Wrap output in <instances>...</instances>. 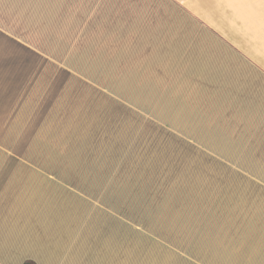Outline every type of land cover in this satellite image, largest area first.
Here are the masks:
<instances>
[{
    "label": "crops",
    "instance_id": "obj_1",
    "mask_svg": "<svg viewBox=\"0 0 264 264\" xmlns=\"http://www.w3.org/2000/svg\"><path fill=\"white\" fill-rule=\"evenodd\" d=\"M213 190L264 264V0H0V264H241Z\"/></svg>",
    "mask_w": 264,
    "mask_h": 264
},
{
    "label": "rangeland",
    "instance_id": "obj_2",
    "mask_svg": "<svg viewBox=\"0 0 264 264\" xmlns=\"http://www.w3.org/2000/svg\"><path fill=\"white\" fill-rule=\"evenodd\" d=\"M112 109L113 111H117L114 112V115L110 122V123L113 122L112 124L113 129L118 127L117 122L130 124L137 121L133 118H125L124 116H123L124 118L121 120L122 116L120 114V109L119 111L117 108L115 109L114 107H112ZM114 118H116V120ZM129 129L130 127H128V130H123V131L109 130L112 136V141L118 139L117 135L118 133L120 134V132L125 135L126 139L129 138L131 134ZM102 140H103L102 137L98 136L97 141H102ZM101 145H103V143L97 146V151L95 153L97 154L105 153L108 155V157H111L112 154L110 148L106 147V149H102ZM163 148H164L163 146L158 147V149L162 151ZM92 151L93 150H91V152ZM115 152L118 151H114L113 153ZM220 200L223 201L222 195L217 193L215 190H213V193L207 195V203H204V205H202L203 207L198 210L200 212V216H198L199 219L196 221V219L194 218L195 225L193 232L202 234L204 239L208 238L210 249L223 250L226 252L227 251L235 252V255L237 257H240L241 264H249V242H248L249 237L247 232H243L244 229H247V227L241 230L239 225L236 224L238 223L237 219L240 215L233 216L231 211H226L225 208L221 209V206H219ZM235 226L237 228V233L234 230Z\"/></svg>",
    "mask_w": 264,
    "mask_h": 264
},
{
    "label": "bare ground",
    "instance_id": "obj_3",
    "mask_svg": "<svg viewBox=\"0 0 264 264\" xmlns=\"http://www.w3.org/2000/svg\"><path fill=\"white\" fill-rule=\"evenodd\" d=\"M108 161H109V160H108ZM108 161H107V162H108ZM107 162H106V163H107ZM87 163H88V162H87ZM107 164H108V163H107ZM105 166H106V164H105ZM87 168H88V166H87ZM91 168H92V167H91ZM103 168H105V167L103 166ZM103 168H102V169H103ZM93 169H94V168H93ZM91 170H92V169H91ZM103 172H104V171H103ZM100 173H101V171H100ZM99 175H100V174H99ZM95 180H97V178H96ZM187 193H188V192H187ZM184 194H186V193H184ZM186 195H187V194H186ZM187 196H189V195H187ZM184 200H185V199H184ZM189 207H190V206H189ZM177 211H180V209L177 210ZM202 224H203V223H202Z\"/></svg>",
    "mask_w": 264,
    "mask_h": 264
},
{
    "label": "trees",
    "instance_id": "obj_4",
    "mask_svg": "<svg viewBox=\"0 0 264 264\" xmlns=\"http://www.w3.org/2000/svg\"><path fill=\"white\" fill-rule=\"evenodd\" d=\"M23 264H34V262H32V261H26Z\"/></svg>",
    "mask_w": 264,
    "mask_h": 264
}]
</instances>
